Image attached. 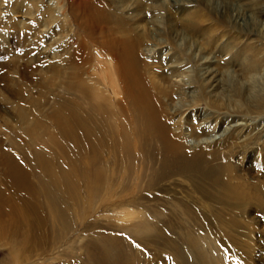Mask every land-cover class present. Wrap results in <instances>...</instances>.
Instances as JSON below:
<instances>
[{"label":"rangeland","instance_id":"374dc122","mask_svg":"<svg viewBox=\"0 0 264 264\" xmlns=\"http://www.w3.org/2000/svg\"><path fill=\"white\" fill-rule=\"evenodd\" d=\"M214 1L0 0V194L23 202L0 214V264H264V107L236 102L222 65L264 61V0ZM108 59L130 61L120 86L142 88L167 146L140 136Z\"/></svg>","mask_w":264,"mask_h":264},{"label":"bare ground","instance_id":"6f19581e","mask_svg":"<svg viewBox=\"0 0 264 264\" xmlns=\"http://www.w3.org/2000/svg\"><path fill=\"white\" fill-rule=\"evenodd\" d=\"M206 1H208V0H206ZM216 1V0H215ZM214 1V3H216ZM221 1V0H220ZM209 2H210V0H209ZM222 2V1H221ZM227 2V1H226ZM229 2V1H228ZM227 2V3H228ZM232 2V1H231ZM204 3V2H203ZM226 3V4H227ZM207 4V3H206ZM211 4H212V2H211ZM220 5H221V3H219ZM225 4V3H224ZM223 4V5H224ZM229 4L231 5H233V3H230L229 2ZM208 5H210V3H208ZM213 5H215V4H213ZM218 5V4H217ZM219 5V6H220ZM223 5H222V7H223ZM231 5V6H232ZM221 7V6H220ZM219 7V8H220ZM225 7V6H224ZM217 8V7H216ZM226 8V7H225ZM228 8V7H227ZM226 8V9H227ZM213 9V10H212ZM214 9H215V7L214 8H211V9H209L210 10V12L211 11H214ZM218 9V8H217ZM221 9V8H220ZM185 11L187 12V13H189L188 11H189V8L188 7H186L185 8ZM220 11V10H219ZM224 12V11H223ZM213 13V12H212ZM212 13H210V14H212ZM220 13V12H219ZM208 14H209V12H208ZM209 14V15H210ZM217 15H218V12L216 13ZM221 14V13H220ZM188 15V14H187ZM190 15H191V13H190ZM224 15V14H223ZM222 15V16H223ZM228 15V14H227ZM216 16V15H215ZM215 16H212V17H215ZM219 16V15H218ZM188 17V16H187ZM190 17V16H189ZM211 17V16H210ZM209 17V19L211 20V18ZM217 17V16H216ZM225 17V16H224ZM191 18V17H190ZM223 18V17H222ZM227 18V17H226ZM192 19V18H191ZM217 19V18H216ZM218 19H220L219 17H218ZM234 19V18H233ZM188 20V19H187ZM186 20V21H187ZM193 20V19H192ZM191 20V21H192ZM220 20H222V19H220ZM219 20V21H220ZM224 20H226V19H224ZM241 20V19H240ZM186 21H184L185 23H188V22H186ZM189 21V20H188ZM218 21V20H217ZM191 23H193V21L191 22ZM203 23H205V22H203ZM210 23V22H209ZM193 24H195L196 25V23H193ZM198 24V23H197ZM200 24V23H199ZM219 24H221V23H219ZM218 24V25H219ZM217 25V26H218ZM189 26V25H188ZM171 27V26H170ZM187 26H185L184 27V29L186 28ZM191 27V26H190ZM193 27V26H192ZM192 27H191V29H192ZM198 27V26H197ZM201 27V26H200ZM209 27V26H208ZM222 27H223V25H222ZM194 28V27H193ZM225 27H223V29H224ZM174 29L175 28H173V31H174ZM195 29H197V28H195ZM215 30V28H212V30L210 31V30H208L209 32H213L214 34L213 35H215V33L217 32H215L214 30ZM219 29V28H218ZM176 30V29H175ZM183 30V29H182ZM186 30V29H185ZM185 30H184V32H185ZM189 30V29H188ZM198 30V29H197ZM200 30H201V28H200ZM202 30H205L204 29V26H203V29ZM217 30V29H216ZM220 30H222V29H220ZM169 31H171V29L169 30ZM179 31V30H178ZM207 31V30H206ZM225 31V30H224ZM180 32H181V30H180ZM183 32V31H182ZM195 32V31H194ZM145 33H146V31H145ZM186 33V32H185ZM228 33V32H227ZM173 34H174V32H173ZM224 34V33H223ZM180 35V34H179ZM181 35H183V34H181ZM189 35V34H188ZM195 35V34H194ZM198 35H199V33H198ZM212 34H209V33H207V32H205V31H202V36H203V38L205 39V45L208 43L209 45H211L210 47H213L212 45L213 44H215L216 43V41H215V37L213 36ZM230 35V34H229ZM229 35H227V36H229ZM196 36H197V34H196ZM196 36H194V37H196ZM201 36V35H200ZM216 36V35H215ZM224 36L226 37V33L224 34ZM145 37H146V35H145ZM177 37H178V35H177ZM183 37V36H182ZM198 37V36H197ZM218 37V36H217ZM230 38V37H229ZM183 38H181V40H182ZM186 39V38H185ZM195 39V38H194ZM219 40H220V38H218ZM226 39V38H225ZM228 39V38H227ZM187 40H188V38H187ZM191 40H193V39H191ZM198 40H200V39H198ZM202 40V39H201ZM230 40V39H229ZM185 41V40H184ZM196 41V40H195ZM226 41V40H225ZM185 42H187V41H185ZM184 42V43H185ZM193 42V41H192ZM198 42H200V41H198ZM203 42V41H202ZM215 42V43H214ZM219 42V41H218ZM222 42H224V41H222ZM229 43V41L227 40V44H225L224 46H223V49H221V51L222 50H224V51H226V53L227 52H231L232 51V48L233 47H231V45L230 44H228ZM188 44V43H187ZM194 44V43H193ZM192 44V45H193ZM199 44V43H198ZM207 44V45H208ZM219 44V43H218ZM218 44H215V48L217 47L216 45H218ZM182 45V44H181ZM181 45H178V46H180L181 47ZM197 45V44H196ZM200 45V44H199ZM114 46V45H113ZM194 46V45H193ZM222 46V45H221ZM210 47H209V49H210ZM243 47V46H242ZM111 48V47H110ZM214 47H213V49L212 50H214L215 49ZM235 48V47H234ZM238 48H240V47H238ZM237 48V49H238ZM182 51L184 52V48L182 47ZM190 49H192V48H190ZM203 49V48H202ZM204 49H206V48H204ZM208 49V50H209ZM236 49V50H237ZM256 49V48H255ZM180 50H181V48H180ZM189 50V49H188ZM197 50H198V48H197ZM201 50V49H200ZM239 50V49H238ZM186 51V50H185ZM191 51V50H190ZM205 51V50H204ZM206 51H207V49H206ZM206 51H205V53H206ZM216 51H220V50H217L216 49ZM186 52H188V51H186ZM201 52V51H200ZM199 52V53H200ZM210 52V51H209ZM203 53V52H202ZM208 53V52H207ZM225 53V52H224ZM258 53V50L256 51V50H252V49H248V48H242L241 50H239V51H237L235 54L232 52V54L229 56V57H227L222 63V65H225L226 66V68H227V70L228 69H231L232 68V64L237 60H239V59H241L242 60V65H240L241 66V71H242V74H241V76H242V78L245 80V79H247V77H248V75L250 74V73H260V72H262V64H263V60L262 59H258V58H255L254 57V55H256ZM178 54V53H177ZM186 53L184 52V55H185ZM193 54V53H192ZM209 54L210 53H208V56H209ZM217 54V53H216ZM230 54V53H229ZM100 55V54H99ZM183 55V56H184ZM187 55H189V54H187ZM187 55H186V57H187ZM200 55V54H199ZM198 55V56H199ZM253 55V56H252ZM101 56V55H100ZM179 56V55H178ZM207 56V55H206ZM252 56V57H251ZM151 57H153V56H151ZM189 57V56H188ZM256 57H257V55H256ZM259 57V56H258ZM114 58V57H113ZM156 58V57H155ZM170 58H173L172 56H170ZM236 58V59H235ZM109 59H110V57H109ZM108 59V61L106 60L105 61V63H104V66H103V68H101V69H103V70H101V72H103V75L104 76H102V78L103 77H105L108 81H109V83H110V86H111V88H112V91L115 93V94H119V96H121V94H120V92L122 91V89H121V87L122 86H120V78H119V75L120 76H123V77H127L129 80H131V78L132 79H134V77L132 76V73L134 72L133 71V69H132V64L130 63V61L127 59L126 61H123L122 60V62L121 63H119V64H116L113 60H109ZM175 59H176V57H175ZM182 59V58H181ZM187 59V58H186ZM234 59H235V61H234ZM164 60V59H163ZM166 60V59H165ZM171 60H173V59H171ZM177 60V59H176ZM180 60V59H179ZM178 60V61H179ZM189 60V59H188ZM170 61V60H169ZM180 61H182V60H180ZM234 61V62H233ZM104 62V61H103ZM102 62V63H103ZM173 62V61H172ZM171 62V63H172ZM177 62V61H176ZM165 63L166 62H164L163 64L165 65ZM191 62H189V64H190ZM219 63V62H218ZM236 63V62H235ZM99 64V63H98ZM168 64V63H167ZM167 64H166V66H167ZM221 64V63H220ZM219 64V65H220ZM103 65V64H102ZM101 65V66H102ZM172 65V64H171ZM181 65V64H180ZM188 65V64H187ZM192 65H194V64H192ZM185 66V65H184ZM198 66V65H197ZM196 66V67H197ZM200 66V65H199ZM98 67H99V65H98ZM97 67V68H98ZM139 67V66H138ZM172 67V66H171ZM171 67H169V68H171ZM174 67V66H173ZM176 67V66H175ZM177 67H179V66H177ZM181 67V66H180ZM179 67V68H180ZM169 68H167V69H169ZM236 69V68H235ZM234 69V70H235ZM263 69H264V66H263ZM98 70H100L99 68H98ZM150 70V69H149ZM170 70V69H169ZM168 70V71H169ZM226 72V71H225ZM152 73V72H151ZM166 73V72H165ZM209 73V72H208ZM222 73V72H221ZM236 73H237V71H236ZM102 74V73H101ZM155 74V73H154ZM155 75H158V74H155ZM198 74H196V76H197ZM161 76V75H160ZM200 76V75H199ZM122 77V78H123ZM137 77V76H136ZM194 77V76H193ZM240 77V76H239ZM213 78H214V76H213ZM137 79V78H136ZM136 79H135V81H136ZM139 79V78H138ZM123 80H124V78H123ZM160 80V79H159ZM127 81V80H126ZM125 80H124V82H126ZM134 81V80H133ZM134 81V82H135ZM137 83H138V81H136ZM144 82V81H143ZM133 83V82H132ZM178 83H180V82H178ZM124 84V83H123ZM126 84V83H125ZM139 84V83H138ZM137 85V84H136ZM139 85H141V84H139ZM153 85H154V83H153ZM219 85V84H218ZM132 86H133V84H132ZM157 86V85H156ZM129 87V86H128ZM128 87H126L127 89H131V88H128ZM140 88L142 87V86H139ZM107 88V87H106ZM122 88H125L124 86L122 87ZM125 88V89H126ZM136 88V87H135ZM134 88V89H135ZM166 88L168 89V87H165V86H161L160 87V89L161 90H163V91H166ZM137 89V88H136ZM136 89H135V91L134 90H132V92L133 93H131L132 94V100H133V103L134 104H136L137 105V107L141 110V112H142V116H143V118H142V120H143V124H144V128H145V132L144 133H140V136H142V135H144V134H146V132H149V133H152V134H157V135H159V136H161V137H163V139L167 142V144H166V146L168 145V143L170 142L169 141V139H168V137H167V133H166V131H165V129H164V127H163V125H161L160 124V122H159V120H158V118H157V116H156V114H155V112L153 111V109L151 108V106L149 105V103H148V99H147V97L145 96V93H143L142 91H140L141 89H137L138 90V92H136ZM217 89V88H216ZM110 90V89H109ZM124 90V89H123ZM156 90H158V89H156ZM105 92H107V91H105ZM127 92V91H126ZM146 92V91H145ZM125 93V92H124ZM149 93V92H148ZM231 93H232V97H234L236 100V102H238L239 104H241V105H243L242 103H241V101L242 102H244V103H248V101H247V94H248V86L246 85L245 87H243V88H240L239 87V84H238V82L236 83V84H234V86L233 87H231ZM115 94H113V95H115ZM150 94V93H149ZM112 95V94H111ZM110 95V96H111ZM168 96V95H167ZM112 97V96H111ZM110 97V98H111ZM116 98V97H115ZM151 98V97H150ZM112 99V98H111ZM117 99V98H116ZM153 99H155V98H153ZM113 101H114V99H112ZM120 101V100H119ZM222 103V102H221ZM114 105H116V104H114ZM224 105V104H223ZM236 106V105H235ZM255 106L256 107H258V108H262V107H264V99H262L261 100V102H259V103H257V104H255ZM242 107H244V106H242ZM190 109V108H189ZM255 109H257V108H255ZM240 110V109H239ZM260 110V109H259ZM192 111V110H191ZM242 111V110H241ZM124 112V111H123ZM256 112V111H255ZM245 113V112H244ZM246 115V114H245ZM232 116V115H231ZM244 116V115H243ZM206 119V118H205ZM203 120H204V118H203ZM164 121V120H163ZM166 123V122H165ZM223 124V123H222ZM167 125V124H166ZM195 130V129H194ZM228 130H229V128H228ZM209 131V130H208ZM230 131V130H229ZM190 132V131H189ZM203 132V131H202ZM194 133H196V132H193V135H196V134H194ZM199 133V132H198ZM210 133V132H209ZM200 134V133H199ZM196 135V137H194L193 135V137L194 138H199L200 137V135ZM203 134V133H202ZM126 136H128V138H129V142L130 143H132V142H134V139L135 138H137L136 137V135L134 134V133H132V132H130V131H126ZM172 136V135H171ZM191 136V137H192ZM169 138H172V137H169ZM201 139V138H200ZM195 140H197V139H195ZM136 141V140H135ZM172 141V140H171ZM198 141V140H197ZM196 141V142H197ZM186 142V141H185ZM186 144V143H185ZM198 144H199V142H198ZM200 145V144H199ZM198 145V146H199ZM131 146V145H130ZM198 146H196V147H198ZM132 147V146H131ZM130 147V148H131ZM175 147V146H174ZM173 147V145L172 144H169V148H171V149H173L174 148ZM186 147V146H185ZM189 147V146H188ZM164 148H166L165 146H164ZM193 150H194V148H192ZM191 149V150H192ZM191 150H188V151H191ZM206 150H208V149H206ZM167 151V150H166ZM176 151V150H175ZM174 151V152H175ZM166 156V155H165ZM178 156V155H177ZM186 156V155H185ZM167 158H168V156H167ZM170 158V157H169ZM181 157L179 156V158L178 159H180ZM182 161V160H181ZM168 162V161H167ZM187 165V164H186ZM180 168V167H179ZM176 169V168H175ZM10 172L13 174V175H15V176H19L20 175V172L16 169V168H12L11 170H10ZM183 172H184V170H183ZM190 173V172H189ZM177 176V175H176ZM192 177V176H191ZM194 177V176H193ZM191 180V179H190ZM194 180V179H193ZM182 183V182H181ZM193 184H194V182H193ZM177 185V184H176ZM213 185V184H212ZM172 186H173V184H172ZM211 186V185H210ZM175 187V186H174ZM177 187V186H176ZM186 187V186H185ZM171 188V187H170ZM214 188V187H213ZM215 189V188H214ZM177 190H179V189H177ZM205 194V193H204ZM207 196V195H206ZM10 201H12V200H10ZM21 204H23V202L21 201ZM21 204L20 203H18L17 201H15V202H12L9 206H8V208H7V200L6 199H4L3 197H2V195L0 194V214L1 213H4L5 211H13V212H17L18 214H19V212L20 213H22V206H21ZM51 210H52V214H53V216L55 217V214L58 216V214H57V211H56V209H53V208H51ZM53 218V217H52ZM140 227H139V229H138V233H142V234H144V233H149L151 230H152V228L149 226V224L147 223V222H145V221H142L140 224ZM98 245V244H97ZM96 246V245H95ZM97 247V246H96ZM98 247H99V245H98ZM95 249V248H94ZM98 249V248H97ZM96 250V249H95ZM99 253V252H98ZM100 253H102V252H100ZM123 258V257H122Z\"/></svg>","mask_w":264,"mask_h":264},{"label":"clouds","instance_id":"9594fccd","mask_svg":"<svg viewBox=\"0 0 264 264\" xmlns=\"http://www.w3.org/2000/svg\"><path fill=\"white\" fill-rule=\"evenodd\" d=\"M238 82L239 87L248 86L247 101L249 104H257L264 99V71L250 73L247 79L240 81L237 75L228 69L225 72L224 83L227 87H233Z\"/></svg>","mask_w":264,"mask_h":264},{"label":"snow or ice","instance_id":"6c2138e0","mask_svg":"<svg viewBox=\"0 0 264 264\" xmlns=\"http://www.w3.org/2000/svg\"><path fill=\"white\" fill-rule=\"evenodd\" d=\"M5 2H7V0H5Z\"/></svg>","mask_w":264,"mask_h":264}]
</instances>
